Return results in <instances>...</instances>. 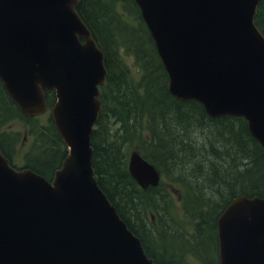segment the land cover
<instances>
[{
    "label": "water",
    "instance_id": "water-1",
    "mask_svg": "<svg viewBox=\"0 0 264 264\" xmlns=\"http://www.w3.org/2000/svg\"><path fill=\"white\" fill-rule=\"evenodd\" d=\"M177 98L211 116L241 115L264 149V35L259 0H135ZM76 0H0V78L20 110L45 109L69 147L52 181L16 171L0 153V264H154L97 184L91 133L105 80L103 53ZM82 38L84 41H81ZM128 171L158 184L133 150ZM219 264H264V198H233L217 219Z\"/></svg>",
    "mask_w": 264,
    "mask_h": 264
},
{
    "label": "trees",
    "instance_id": "trees-1",
    "mask_svg": "<svg viewBox=\"0 0 264 264\" xmlns=\"http://www.w3.org/2000/svg\"><path fill=\"white\" fill-rule=\"evenodd\" d=\"M76 11L103 51L107 69L91 134L98 185L156 264H191L185 254L201 264H217L219 212L237 195L264 197L263 148L244 117H212L197 100L169 92L166 70L134 0H78ZM254 21L264 34V0ZM45 99L50 107L53 91ZM15 120L28 123L23 166L51 179L67 155L51 116L45 122L25 118L0 81V149L12 163L21 136V130L8 126ZM132 149L161 173L157 186L142 189L130 176L127 158ZM168 187L182 192L191 232L166 221L168 213L176 212L171 211L176 204ZM208 241L212 256L191 248L198 242L207 249Z\"/></svg>",
    "mask_w": 264,
    "mask_h": 264
},
{
    "label": "rangeland",
    "instance_id": "rangeland-1",
    "mask_svg": "<svg viewBox=\"0 0 264 264\" xmlns=\"http://www.w3.org/2000/svg\"><path fill=\"white\" fill-rule=\"evenodd\" d=\"M11 127L13 129H17L20 127L19 123L15 122V123H12ZM169 195H170V200H172V203L173 204H176L175 206H172L171 207V211L175 210L176 212H172L171 215L168 213V215H166V220L170 219L172 220L173 224H183L185 226V228L187 229L186 232H191L193 226L191 224L190 221L186 220L184 218V216L181 214L180 212V206L182 204V201H179V199L181 198V195L180 193H175L176 190H173L172 188L168 187L167 189ZM182 193V192H181ZM174 220V221H173ZM171 224V223H170ZM199 242V241H198ZM195 243L193 245H191V248L192 250H194L195 252L197 253H201V254H207L212 256L214 254V250H213V247H212V244L210 241H208L207 244H209V246L207 247L206 249V246L201 243ZM206 244V245H207ZM184 260H187L189 263L191 264H201L198 260L196 262L195 259H192L189 255L185 254L184 257H183Z\"/></svg>",
    "mask_w": 264,
    "mask_h": 264
}]
</instances>
